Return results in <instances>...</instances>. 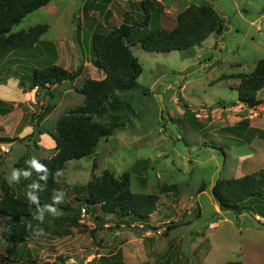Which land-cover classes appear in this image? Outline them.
Instances as JSON below:
<instances>
[{"label": "rangeland", "instance_id": "374dc122", "mask_svg": "<svg viewBox=\"0 0 264 264\" xmlns=\"http://www.w3.org/2000/svg\"><path fill=\"white\" fill-rule=\"evenodd\" d=\"M49 4L55 8L34 11L12 30L47 25L37 45L0 58V137L7 140L0 141V185H9L17 197L27 198L29 190L18 186L19 181L32 183L30 176L10 182L12 170L29 171L27 162L33 157L41 162L54 155L49 134L55 133L57 119L82 105L83 96L77 89L85 79L102 77L92 63L91 38L96 29L107 33L108 24L103 25L98 14L80 23L83 0H52ZM201 4L216 10L222 20L221 35H211L189 51L150 53L138 44L131 46L142 73L137 79L139 89L117 93L127 107L122 112L126 115L122 118L125 129H115L110 137L99 141L94 154L68 161L55 176L60 187L58 204L69 205L70 213L79 215L78 227H55L60 233L56 237L64 236L65 231V240L74 245L72 250H65L68 264H101L97 255L109 257L114 250L100 251L103 245L97 246V242L115 231H119L112 240L115 249L119 243L145 237L141 255L133 250L135 245L129 247L135 258L122 260L120 253L122 264H173L175 247L177 264H264V219L254 216L256 212L264 214V197L248 201L244 213L235 217L221 212L211 193L217 178H239L264 169V88L257 93L260 105L247 108L238 101L239 80L231 77L250 74L256 63L264 60V0H161L172 18L189 5ZM130 9L129 21L124 23H137L142 12ZM159 17H152L150 29L169 27L168 19L164 27ZM54 63L68 71L82 64L83 73L73 82L50 87L52 97L43 89L20 85L18 76H30L35 68ZM184 105L188 106L186 114ZM46 107L51 111L43 115ZM95 120L108 122L107 117ZM240 123L246 127H239ZM231 127L247 130L226 131ZM104 171L116 178L128 174L130 190L135 194L159 195L150 218L153 226L134 220L121 223L113 216L108 217H113L110 226L114 230L100 224L95 217L98 207L87 208L84 199L86 184ZM202 184L204 191L199 193ZM169 186L174 189L168 191ZM164 187L165 193H160ZM81 208H87L89 215L85 223ZM60 212L66 218L65 211ZM4 219L0 215V234ZM169 222L185 224L164 236ZM97 225L103 229L97 230ZM91 230H96L92 242Z\"/></svg>", "mask_w": 264, "mask_h": 264}, {"label": "trees", "instance_id": "16d2710c", "mask_svg": "<svg viewBox=\"0 0 264 264\" xmlns=\"http://www.w3.org/2000/svg\"><path fill=\"white\" fill-rule=\"evenodd\" d=\"M51 1L0 0V58L10 52L32 49L37 45L41 36L47 32V25L38 24L17 32L12 30L27 15L47 6ZM137 6L142 12L137 23H122L107 33L92 34L93 63L104 72V78L85 79L81 88L77 89V92L83 96L82 105L65 112L57 119L55 133L49 134L54 141L55 153L51 158L39 162L47 167V182L39 179L46 174L44 171L37 173L34 168L29 170L31 183L39 184L34 191L39 199V208L45 209L48 205H52L67 214L65 223L60 224L78 227L79 215L78 212L70 213L69 205L53 204L60 188L55 181L57 173L64 170L68 161L80 160L94 154L99 141L110 137L115 129H125L122 118L126 115L122 112L126 111L127 107L125 109L117 93L139 89L137 79L142 73V67L130 47L138 44L142 50L150 53L189 51L200 46L209 36H219L223 32L222 20L209 4L186 7L176 16L175 26L172 29L160 27L150 29L152 17L162 13V6L157 1L142 0ZM83 69L82 64L73 71L57 65H49L42 69L35 68L30 76H18L19 83L30 90L43 89L52 97L50 87L75 81L81 76ZM231 77L239 80L237 97L241 104L247 108L260 105L257 93L264 88V60L258 61L250 74ZM184 109V114L188 113L187 105H184ZM50 111V107L43 108V115ZM106 117L108 122L105 124L95 120ZM238 126L246 127L241 123ZM240 129L247 130V128L231 127L226 128V131L233 133ZM0 141L7 140L0 137ZM23 158H20L19 163ZM203 187L204 184L200 186L199 193L204 191ZM167 189L169 191L174 187L169 186ZM85 190L84 206L87 208L99 206L103 215L116 216L120 219L130 218L139 222H147L150 215L156 211L159 201L158 194L131 192L129 176L126 173L116 178L112 173L104 171L100 177H94L89 181ZM165 191L164 187L160 193ZM0 192V215L5 218L1 238L7 243L21 244L29 238L40 236L45 221L41 222L34 218L38 214L37 205L32 204L28 198L15 196L11 187L5 183H1ZM211 193L221 212L233 213L238 217L244 213V205L248 201L264 197V169L239 178H217ZM48 216L46 214L44 218ZM254 216L264 219V214L261 212L254 213ZM198 217L199 213L196 214V218ZM96 219L99 217L97 216ZM184 224L169 222L163 235L168 236L170 231ZM114 229L108 228L109 231ZM95 234L96 230L89 231L92 241L95 240ZM102 242L103 240H99L97 246H101ZM99 262L122 264L118 253L109 257L101 256ZM225 264L242 263L235 261Z\"/></svg>", "mask_w": 264, "mask_h": 264}, {"label": "crops", "instance_id": "0c3cea01", "mask_svg": "<svg viewBox=\"0 0 264 264\" xmlns=\"http://www.w3.org/2000/svg\"><path fill=\"white\" fill-rule=\"evenodd\" d=\"M142 0H83L82 7L80 8V14H79V19L80 23L82 21H86V19H92L94 18L95 14H98L99 17L102 18V23L103 25L109 26L108 31L114 27H118L124 22L129 21V14L131 13L130 8H135L138 10L137 4L140 3ZM161 5V0H155ZM48 4L47 6H49ZM127 5L129 9L127 10ZM45 6V7H47ZM54 6H49L45 10L52 9ZM44 9V7H42ZM41 8V9H42ZM55 8V7H54ZM159 17V15H158ZM160 20L162 22V25L164 26L166 24V20L168 19V24L169 28L172 29L175 26V18H172L171 16L166 14V10L162 8V13L160 15ZM117 24V25H115ZM99 26V25H98ZM97 26V28H98ZM94 32H98V29H96ZM93 32V33H94ZM14 52V51H13ZM68 52V51H66ZM12 53V52H11ZM71 56V53H70ZM72 58V56H71ZM94 60V59H93ZM92 60V63H93ZM55 64V63H54ZM51 64V65H54ZM56 65V64H55ZM84 65L87 67L89 65L88 62H84ZM86 69V68H85ZM99 69V68H98ZM101 72V79L104 78V72L99 69ZM98 70V71H99ZM14 75L18 76L20 75L17 74V72H14ZM14 78V77H12ZM54 87V86H53ZM50 90V89H49ZM30 181V179H29ZM18 186H21L24 189H27L29 186V182H24V180L18 182ZM24 194V193H22ZM159 202V201H158ZM98 207L99 214L96 212L95 217H99L100 224H103V227L105 228H111V220L113 217L117 219L119 222H126V223H132L133 219L126 218L123 220H119L118 217L113 216V217H108L110 215H103L100 212L99 206H93ZM43 210V215H49L48 217L44 218V227H43V232L40 236L29 238L26 241H24L21 244H11L7 243L4 239L1 238L0 234V264H68V262H65V255L66 254V249L72 250V246H74L71 242H68L65 240V231H64V236L61 237H56V235H60L58 231H56V226H59L60 223H65V216H63L57 208H55L56 214L54 215L52 212L48 211V208L42 209ZM101 214L105 217H101ZM152 214L149 217V221L145 222L146 224H152L150 222ZM5 220V219H4ZM136 222H139L137 220H134ZM109 224H108V223ZM168 222V221H165ZM189 222V221H187ZM134 223V222H133ZM164 223V222H162ZM161 223V224H162ZM213 227L214 225H210ZM101 226L97 225L96 229L97 230H102L103 228ZM3 231V230H2ZM1 231V233H2ZM48 232L49 234H45V232ZM119 231L115 232H107L103 238V249L100 251H104L107 248L108 252H111V255L115 254H120L122 256V260H125V257L127 256V259H132L131 257L135 258L136 256L133 254H130V246L135 245L133 247V250L138 251L139 254L141 255V251L143 248V245L141 242L145 241V237H137V241L130 243L124 241L123 243L118 244V248L115 249V246L113 245L112 240L114 241L113 237L116 235ZM71 233V232H70ZM108 238V239H107ZM110 238V239H109ZM167 238V237H166ZM182 239L179 238L177 241L180 242ZM108 243H107V242ZM92 242V240H90ZM149 242V241H148ZM211 246V245H210ZM66 247V248H65ZM76 248V247H75ZM97 249V248H96ZM79 250V249H77ZM174 255L172 256L174 259L173 264H177L178 258L176 257V247L174 248L173 251ZM130 255H127V254ZM103 254L99 253L97 255V258ZM69 262H74L72 258L68 260ZM167 264V263H166Z\"/></svg>", "mask_w": 264, "mask_h": 264}, {"label": "clouds", "instance_id": "9594fccd", "mask_svg": "<svg viewBox=\"0 0 264 264\" xmlns=\"http://www.w3.org/2000/svg\"><path fill=\"white\" fill-rule=\"evenodd\" d=\"M27 163H29L31 168H34L37 173L44 171L46 174L44 176H40L39 179L43 180L45 182H47L48 179V174H47V167L44 164H41L37 161V159L35 157H33L30 161H28ZM57 174H60L59 172ZM24 176L25 178L31 176V172L27 171V170H21V169H13L11 172V176H10V182L15 181L18 182L20 177ZM39 187L38 183H32L28 186V191L26 192L27 198L28 200L32 203V204H36L38 207V214L34 216L35 219L43 222L44 220V215H43V210L39 208V199L38 197L34 194V192L32 191V189H35ZM61 200L59 197H56L53 201V204L56 203H60ZM48 211L52 212L54 215L56 214L55 208L52 205H48L47 206Z\"/></svg>", "mask_w": 264, "mask_h": 264}, {"label": "built area", "instance_id": "2783aa9c", "mask_svg": "<svg viewBox=\"0 0 264 264\" xmlns=\"http://www.w3.org/2000/svg\"><path fill=\"white\" fill-rule=\"evenodd\" d=\"M34 89H37V88H34ZM88 217H89V215H88V212H87V208H81V221L83 223H85Z\"/></svg>", "mask_w": 264, "mask_h": 264}]
</instances>
